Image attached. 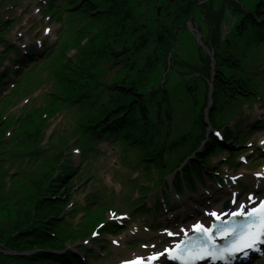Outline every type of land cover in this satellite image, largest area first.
Listing matches in <instances>:
<instances>
[{
  "label": "rangeland",
  "instance_id": "1",
  "mask_svg": "<svg viewBox=\"0 0 264 264\" xmlns=\"http://www.w3.org/2000/svg\"><path fill=\"white\" fill-rule=\"evenodd\" d=\"M93 1L101 11L110 10L108 0ZM260 1L204 0L205 5L221 16L222 38L231 32L236 21L242 17L243 11L253 12ZM81 7L82 4L78 2L74 8L71 7V11H66L64 0L47 2L46 0H0V21H8V27H11L8 32L0 31V39L6 40L12 50L14 47L18 48L21 53H27L31 48H38V56L32 61L33 64L30 63L27 67L18 65L22 70L19 72V77L12 76L7 85L0 90V226L5 224L1 217L5 219L4 216L7 217L9 212L15 209L18 196H24L25 199L34 182L42 178L47 171L46 168L53 164V159H58L55 178L59 176V172L66 169V163L73 166V173L66 182L69 185H63L57 191L60 197L63 195L61 203L67 201L66 204L69 206L65 205L62 208L63 220L58 222L59 225L69 232L81 231L88 223L90 210L102 205H107L108 208L105 221L109 219L116 225L115 233L100 230V235H93L83 244L91 250L89 253L93 254L96 264H122L125 260L137 258L150 246L156 244V249H159L167 241L165 238L167 232L195 221L196 215L195 219L191 216L195 212L200 215L205 208L215 206V203L221 206L230 196V191L238 193L239 202L247 199L248 193L264 197V143H261L264 141V101L262 99L244 102L243 109L239 107L233 114L236 118H230L228 122L233 128L237 124H243V133L246 134L247 142L242 148H235L236 152H241L234 161L229 158L227 152L220 153L212 159L214 170L220 168L216 176L220 184L207 181L206 191L199 188L195 197L185 193L181 200L171 191L175 175H169L164 184L160 178L162 173L156 169L147 176L148 167L149 165L152 167L153 164L146 166L142 162L143 157L139 149L130 148V145L117 137L93 140L89 133L80 128L82 122L96 116L101 105L108 101L109 96L105 94L103 86L120 81L127 75L126 71L115 67L113 61L105 60L95 71L97 81L94 83L87 81L90 84L89 94L97 105L95 108L88 107L86 101L81 103L80 100L74 103L75 98L65 99L67 98L65 90L69 85L66 81L64 88L58 85V73L64 67V77L73 78L74 70L81 65L82 60L88 62L92 46L97 50L102 48V44L99 43L102 37L101 24L96 26L87 14L74 12V9ZM134 8L137 14H144L143 20H151L154 16L147 0H141V6ZM239 8L242 11H237ZM198 16V19L190 20L191 23L188 20L179 26L175 42L165 49L169 53L168 67H165L163 56L158 66V68L171 69L163 72V76L167 77L165 76L161 86L162 84L167 86L168 95L172 96V98L170 96V105L175 109L176 117L175 124L171 127L175 130L172 132L173 136L183 134L190 127L188 111L191 109L190 104L186 102L189 94L186 82H191L193 79L204 82L189 69L192 65L183 66L185 62L194 58H196L195 64H198L201 53H207L209 47L198 42L193 29L199 27L203 38L209 42L211 29L215 25L204 22L203 13L200 11ZM45 29L50 31L45 32ZM94 38H96L95 43L91 42ZM111 38L112 42L113 37ZM237 44L242 46L241 42L237 41ZM11 48L0 49V73L3 72L1 66L15 71L14 58L19 52L14 55L10 52ZM242 54L244 61L248 59L255 63L260 62L262 69L257 79L263 89L264 45L246 50V53L243 50ZM9 59L14 62H10ZM172 61L176 63L172 64ZM69 66L70 71L66 69ZM172 77L174 79L171 80ZM150 82L153 83V79ZM153 84L157 86V83ZM86 86L87 84L83 88ZM159 99L160 96L157 95L155 101L158 102ZM34 108L54 110L51 115L47 111L36 114L38 117L34 125L32 126L33 122H31L26 126L24 121L27 113L35 116ZM167 108L161 105L158 108L157 103H154L152 117L155 118L158 111L163 116ZM2 122L5 125H2ZM251 123H257L262 128L255 132L249 128ZM158 125V132L161 134V139L158 140H163L166 135V123ZM37 128L40 130L39 136L34 139L31 134ZM239 129L241 130V127ZM258 173L262 175H257ZM53 185L57 186L54 182ZM161 193L166 199L169 198L172 207L168 210L163 208L161 211H156L154 205L157 200H161ZM141 203L148 206V212H144L146 209L141 212L135 209ZM9 205L12 206L8 209ZM115 211L117 213H114ZM81 238L79 236L75 242L81 241L83 239ZM80 245L82 244L78 243L77 246L68 244L76 254L79 253L78 255H81L77 251ZM262 254L261 259L255 260L253 264H264V248ZM91 261L88 264H94Z\"/></svg>",
  "mask_w": 264,
  "mask_h": 264
},
{
  "label": "trees",
  "instance_id": "2",
  "mask_svg": "<svg viewBox=\"0 0 264 264\" xmlns=\"http://www.w3.org/2000/svg\"><path fill=\"white\" fill-rule=\"evenodd\" d=\"M64 1L66 11H71V7L74 8L80 2L82 7L74 9V12L87 14L91 22L96 26L101 24L102 27V37L99 41L102 48L97 50L92 46L88 64L82 60L81 65L74 70L73 78L64 77V67L58 73V85L64 88V81L69 85L65 90V99L75 98L74 103L86 101L88 107L95 108L97 105L89 94L90 84L87 81H97L95 71L98 65L105 60L113 61L115 67L127 72L122 80L103 86L105 94L109 96L108 101L101 105L96 116L82 122L80 128L96 141L111 137L121 138L130 148L139 149L143 157L142 162L146 166L153 164L152 167L149 165L147 176L156 169L162 173L160 178L164 181L176 172L174 188L178 194L184 192L185 184L189 191L196 192L195 177L204 183V169H211L212 158L226 149L232 156H236L234 147H241L246 142L241 138L239 129H236L235 133V130L225 124L224 114L232 116L244 102H253L263 93L255 79L261 69L258 67L260 62L255 63L248 59L244 61L242 51L246 53V50L264 45V0L257 4L253 12L243 11L242 17L236 21L231 32L223 40L221 16L205 5L204 0H147L154 12L153 18L147 21L143 20L144 14H137L134 8L141 6V0H108L110 10L107 11H101L93 0ZM160 8L161 13L158 15ZM199 11L203 13L204 22L215 25L211 29L210 40H206L205 45L208 44V48L214 52L216 67L213 71L211 57L204 52L201 53L198 64H195L194 58L183 65H192L189 69L204 82L196 79L186 82L189 90L186 102L190 104L191 109L188 111L190 127L183 134L173 136L172 132L175 130L171 127L175 124V109L170 105L171 94L168 95L167 86H161L166 76H163V72L171 69L158 66L163 56L165 67H168L169 53L165 49L175 42L179 26L190 18L198 19ZM237 11L242 10L239 8ZM10 28L8 21H0L1 32H8ZM95 40L96 38L91 42L95 43ZM237 41L241 42L242 46H238ZM1 48L6 50L11 47L6 40L0 39ZM31 61L32 57H27L18 63L27 65ZM175 63L172 61V64ZM66 69L70 71L71 68L69 66ZM212 73V106L206 115L209 106L208 83ZM10 75L9 69L0 74V89L10 81ZM152 79L157 86L150 82ZM157 95L160 96L158 102L155 101ZM154 103H157L158 108L160 105L168 107L163 116L158 111V115L152 117ZM53 110L34 108L35 116L27 113L24 123L27 126L33 122V126L38 117L36 114L47 111L51 115ZM164 122L166 135L163 140H158L161 139L158 124ZM1 124L5 125L3 122ZM209 127L222 131L225 143H232L227 146L220 142L209 132ZM39 132L37 128L31 136L35 139ZM56 162L58 159H53V164L46 168L42 178L34 182L25 199L24 196H18L15 209L9 212L7 217L5 215V219L1 217L5 224L0 226V264H85L72 252L67 251L66 246L75 242L79 236L87 238L98 224L105 223L108 208L107 205H102L90 210L88 223L81 231L69 232L61 227L58 222L63 220L60 219L62 208L68 204L67 201L61 203L63 195L60 197L57 191L61 186L69 185L66 182L70 179L73 169L71 165H67L55 178ZM53 182L57 186H54ZM11 206L9 205L8 209ZM115 227L114 224H106L103 230L115 233ZM83 251L86 258L93 256L87 250Z\"/></svg>",
  "mask_w": 264,
  "mask_h": 264
},
{
  "label": "snow or ice",
  "instance_id": "3",
  "mask_svg": "<svg viewBox=\"0 0 264 264\" xmlns=\"http://www.w3.org/2000/svg\"><path fill=\"white\" fill-rule=\"evenodd\" d=\"M50 31L45 29V32ZM217 137H220V133H213ZM261 143H264L262 141ZM262 175V174H257ZM252 196L249 195L248 200L252 201ZM245 206L243 204L239 205V210L231 213L232 216H247L248 222L237 228L234 226L231 229H226L221 227L218 229L219 234L222 237L233 236L234 239L231 243L223 248L215 249L214 244H212L213 236L212 229L205 227L202 223H196L192 226V230L201 233L206 237L207 245H197L192 242H181L177 244L175 248H166L163 252L154 253L148 257V261H156L160 256L167 254L171 259H179L181 256L186 254L187 259H202L204 257L212 259H240L241 264L243 261L247 260L251 253H260L262 251L261 246L264 245V200L260 201L259 205L252 207L245 212ZM211 216L215 217L217 220L220 218L216 212H211ZM97 235V233H93ZM168 236L174 235L172 232H167ZM113 243H116L113 241ZM182 245H184L182 249ZM125 264H145L142 259H137L135 261L125 262Z\"/></svg>",
  "mask_w": 264,
  "mask_h": 264
},
{
  "label": "bare ground",
  "instance_id": "4",
  "mask_svg": "<svg viewBox=\"0 0 264 264\" xmlns=\"http://www.w3.org/2000/svg\"><path fill=\"white\" fill-rule=\"evenodd\" d=\"M228 200H229L228 208H227L228 210H226V212H228V214L224 210L221 209L220 205H218L216 203H215V206H208L207 208H205V210L200 215H198V213L195 212L191 215L194 219H195V215H196L195 221L190 222L189 224L182 225L181 227H178L177 229L170 231V232L174 233V235H172V236H168L166 233L165 238L167 241L163 246H161L159 249H156L157 248L156 244H155V246H150L149 248H147L148 250L144 249L145 252L138 255L137 258L142 259L145 262V264H160L162 262H165L166 257L164 255L160 256L158 260L151 261V262L148 261V257L154 253L163 252L164 249L168 248L170 246V244H172L175 240H177L179 237H181L182 234L188 232L194 224L199 223V222L211 223L212 217H213L210 215L211 212L214 211L220 217H225V216L229 215L230 213L239 210L240 204H243L245 206L244 210H246L247 208H249V206L251 205V203L254 199H252V201L245 199L242 202H238L237 201L238 200V193H235L233 191V192H230V196L228 197ZM218 264H224V262H220Z\"/></svg>",
  "mask_w": 264,
  "mask_h": 264
},
{
  "label": "water",
  "instance_id": "5",
  "mask_svg": "<svg viewBox=\"0 0 264 264\" xmlns=\"http://www.w3.org/2000/svg\"><path fill=\"white\" fill-rule=\"evenodd\" d=\"M160 13V10H158V14Z\"/></svg>",
  "mask_w": 264,
  "mask_h": 264
}]
</instances>
